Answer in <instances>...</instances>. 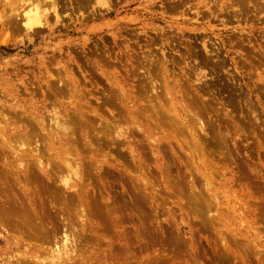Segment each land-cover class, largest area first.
<instances>
[{
    "label": "bare ground",
    "instance_id": "6f19581e",
    "mask_svg": "<svg viewBox=\"0 0 264 264\" xmlns=\"http://www.w3.org/2000/svg\"><path fill=\"white\" fill-rule=\"evenodd\" d=\"M60 1L63 6L67 2L72 11L74 3L91 6L100 2L0 0V11L10 5V22L30 39L44 28L52 32L56 23L61 24ZM188 1L169 0L168 9ZM213 1V7H224L223 2ZM206 4L196 2L195 6L203 5L206 11H197L196 6L195 19L185 17L179 23L190 24L199 38L203 32L196 28L198 24L216 17V10H223H212ZM44 5L52 11L48 13ZM228 6L232 9L233 3ZM253 7L260 11L264 2ZM227 8L224 15L237 17ZM91 15L92 8L85 18ZM162 34L155 32L153 36L165 44ZM145 41L152 45V38ZM229 41L221 37L210 44H216L214 48L201 41L202 60L193 47H187L180 58L183 62L189 59L193 66L185 63L177 68L178 73L172 68L175 63L167 45L155 53L142 46L137 51L123 46L117 47L118 54L110 51L106 55L95 53V49L83 52L81 47L89 70L83 69L79 81L66 62L62 64L61 77L70 76L71 82L58 77L46 84L43 93L51 98L50 111H38L28 100L0 106V123L4 125L0 126V187L7 189L2 199L5 204L0 200V227L28 240L19 244L35 250L29 259L42 260L39 255L43 254L48 255L49 264H145L137 255L145 252L153 232L151 223L161 229L157 215L152 222L149 216L148 210H154L157 203L153 200L155 191L147 184V173L155 172L165 188L175 186L168 190L179 201L184 199L179 190L189 186L185 205L203 228L221 224L225 220L222 211L231 210L229 206L219 210V195L209 187L216 173L223 174L228 186H264V160L260 159L264 144L259 139H264V118L263 123L258 121L250 105L253 100L261 108L262 102L245 82L246 73L234 56L238 51ZM222 55L232 65L230 79L247 95L253 122L248 120L250 116L235 120L225 105L218 108L208 94L211 89L202 68L209 66L212 75L216 66L225 65ZM75 65L80 74L81 67ZM196 66L200 71L191 79L187 73ZM249 67L254 70V65ZM154 74L159 78L154 79ZM254 75L261 82V73L255 70ZM248 138H253L251 146L243 143L238 147ZM196 162L205 164L206 171L199 170L201 176L191 180H187L189 175L181 177V170L192 164L196 168ZM113 186H120L119 190ZM140 243L141 247H136Z\"/></svg>",
    "mask_w": 264,
    "mask_h": 264
},
{
    "label": "rangeland",
    "instance_id": "374dc122",
    "mask_svg": "<svg viewBox=\"0 0 264 264\" xmlns=\"http://www.w3.org/2000/svg\"><path fill=\"white\" fill-rule=\"evenodd\" d=\"M168 1L100 0L101 3L97 2L91 6L90 3L80 1V4H73L75 7L73 11L65 0L64 6L60 1L57 7L60 19H62L61 24L56 23L57 28L52 32L44 28L37 36L30 39L24 37L23 33L18 32L12 25L10 19L13 13L9 10L10 5H4L0 11V106L6 107L9 104H14L16 100H28L31 102L30 105L36 106L38 111H50L51 98L48 97V93L44 94L43 90L48 82L63 75L60 68L62 64L66 62L68 68L72 69L73 78L79 81L83 69L87 72L89 70L85 66V58L80 52L81 47L83 52L95 49V53L101 52L106 55L110 51L118 54L117 47L124 49L123 46L135 49V51L142 46L144 50L150 48L152 53H155L159 52L158 48L167 45L171 50L172 61L176 64L173 63L172 68L175 69V73H178L177 68L184 66L185 63L193 66L188 62L189 59H185L183 62L180 58L186 53L187 47H193V50L198 52V58L202 60L205 53L201 47V41L209 46L224 37L226 43L230 38L228 44L233 47L234 51H238L234 56L237 61L239 60L238 66L242 67L241 71L246 73L245 82L250 86L253 96H258L262 102L261 108L253 100L250 101V105L252 114L256 115L259 118L258 121L263 123L264 7L262 10L256 11L253 5H261L264 0H248L250 3L247 0H218L216 4L223 2L224 7L215 5L217 8L212 6L213 0H189L182 7L173 6L169 9L168 4L171 3ZM201 1L203 5L205 3H207L206 6L211 5L212 10L219 8L223 10L221 12L216 10V17L198 24L196 28L199 32H203V37L199 38L195 35L196 32L192 30L190 24L182 26L179 23L184 21L185 17L192 18L191 21L194 20L193 14L198 6L194 4ZM230 2L233 3L232 9L228 6ZM203 5H199L197 11H206V8H202ZM225 6L228 7L230 14L235 13L237 17L224 15ZM44 7L48 13L52 11L48 5H44ZM91 8L94 10V15L85 18L91 12ZM160 31L164 34L162 35L165 44H161L157 37L153 36L155 32L159 33ZM167 36L172 38H167ZM147 38L148 40L152 38V45H148L150 42L145 41ZM189 44L192 45L188 46ZM223 59L225 65L220 67L213 65L215 70L212 75L209 66L202 68L207 74V79H205L208 80L211 89L208 94L212 95L218 108H223L225 105L226 109L236 116L235 120L239 117L248 118L250 116L248 120L253 122L252 115L248 112L250 107L247 95L242 94V87L238 88V84L230 79V74L233 73L232 65L227 58L223 57ZM75 64L81 67L80 74ZM250 64L254 65V70H250ZM255 70L261 73V82L255 78ZM199 71L200 68L196 66L192 67L190 74H187L191 79H194ZM68 77H61V79L71 82V77ZM153 77L158 79L159 75L155 76L154 74ZM234 78L238 79V83H241L237 75ZM80 88H83V85H80ZM239 93L241 94L239 95ZM0 126H4L3 123H0ZM259 139L264 144V139L261 136ZM252 142L253 138L242 140L238 147L241 148L240 145L243 143L251 146ZM260 159L264 160L262 151ZM204 165L196 162L197 170L194 164L188 166L189 169L181 170L182 173L180 171L181 177L185 175V178L188 177L187 180L199 178L201 172L206 171ZM262 167L264 168V166ZM262 172L264 173V169ZM216 174L217 179L214 177L212 185L209 187L219 195L217 200L220 203L219 210H225V206H229L231 210L226 213L222 211L225 214V220L221 224H215L212 228H203L197 223L199 218L194 217V214L190 213V208L185 205L189 186H182L183 189L179 190L181 194L184 192V197L181 196L184 199L179 201L171 197L169 193L175 186H168L170 188L168 190L165 188L162 178L155 172L146 174L147 184L155 191L153 200L157 203L154 210L152 208H150L151 212L148 210L149 216L152 217V222L155 219L154 216L157 215L156 220L161 229H157L158 225L154 222L151 223L150 228L153 229V232H150L151 238L144 246L145 252L139 253L137 259L141 258L145 264H264V186H228L224 182L223 174ZM4 187H0L2 202L3 194L7 191ZM119 187L115 186L114 190H119ZM177 188L178 186L175 189ZM4 204L1 206L4 207ZM1 217L2 215H0ZM19 242L24 245V242H28V240L0 227V264H49L48 255H39L44 260L29 259L30 252L35 253V250L24 249ZM136 247L140 248L141 243ZM135 261V259L132 260V262ZM110 263L117 264L115 261Z\"/></svg>",
    "mask_w": 264,
    "mask_h": 264
}]
</instances>
